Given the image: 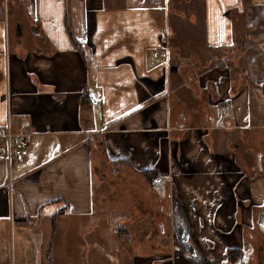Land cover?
Listing matches in <instances>:
<instances>
[{
	"label": "crops",
	"instance_id": "crops-1",
	"mask_svg": "<svg viewBox=\"0 0 264 264\" xmlns=\"http://www.w3.org/2000/svg\"><path fill=\"white\" fill-rule=\"evenodd\" d=\"M263 207L264 0H0V264H233Z\"/></svg>",
	"mask_w": 264,
	"mask_h": 264
},
{
	"label": "rangeland",
	"instance_id": "rangeland-1",
	"mask_svg": "<svg viewBox=\"0 0 264 264\" xmlns=\"http://www.w3.org/2000/svg\"><path fill=\"white\" fill-rule=\"evenodd\" d=\"M247 149V148H246ZM248 151V149H247ZM248 157H249V160L250 162H247L245 163L248 167H250L252 164H251V153L248 152ZM193 229V227H192ZM14 232H15V229H14ZM252 234L253 236L256 237V242L255 244H247L244 248V253L243 255L240 257V259L236 262H234L233 264H247L248 260H249V257H250V254H251V250H256L258 251L259 255H260V263L261 264H264V231H262L257 225L255 226V229L252 231ZM14 237V248H15V241H16V234L14 233V236H12V238ZM198 243V242H197ZM199 245H200V242H199ZM27 254L30 256V260L31 258L34 257V254H33V249H30V248H27L26 251H25V254L23 255H17L16 254V251L12 250L10 247H9V254L8 256H4L3 255V264H27ZM1 258V257H0Z\"/></svg>",
	"mask_w": 264,
	"mask_h": 264
},
{
	"label": "built area",
	"instance_id": "built-area-1",
	"mask_svg": "<svg viewBox=\"0 0 264 264\" xmlns=\"http://www.w3.org/2000/svg\"><path fill=\"white\" fill-rule=\"evenodd\" d=\"M28 135L27 134H21L15 141L14 146L11 148L10 155L12 156H18L21 154L23 149L28 145ZM160 182V178L154 179V184H158Z\"/></svg>",
	"mask_w": 264,
	"mask_h": 264
},
{
	"label": "water",
	"instance_id": "water-1",
	"mask_svg": "<svg viewBox=\"0 0 264 264\" xmlns=\"http://www.w3.org/2000/svg\"><path fill=\"white\" fill-rule=\"evenodd\" d=\"M257 225L261 230L264 231V207L259 211L258 216H257ZM176 227V225H175ZM175 232L182 242H187L188 240V233L185 230V228L182 225H178L175 228Z\"/></svg>",
	"mask_w": 264,
	"mask_h": 264
},
{
	"label": "flooded vegetation",
	"instance_id": "flooded-vegetation-1",
	"mask_svg": "<svg viewBox=\"0 0 264 264\" xmlns=\"http://www.w3.org/2000/svg\"><path fill=\"white\" fill-rule=\"evenodd\" d=\"M175 225L177 227L178 225H182V223L181 222H177ZM180 248H181L180 251L182 252L181 253L182 255L189 256L191 258L196 257L197 252L195 251L194 247L191 245V243L189 241V238H188L187 242H181L180 243Z\"/></svg>",
	"mask_w": 264,
	"mask_h": 264
},
{
	"label": "trees",
	"instance_id": "trees-1",
	"mask_svg": "<svg viewBox=\"0 0 264 264\" xmlns=\"http://www.w3.org/2000/svg\"><path fill=\"white\" fill-rule=\"evenodd\" d=\"M60 211H64V209L60 210ZM51 226H52V231L54 229V216L52 217V222H51ZM240 253V249H232V250H228L227 251V258L229 262H233L235 261Z\"/></svg>",
	"mask_w": 264,
	"mask_h": 264
}]
</instances>
